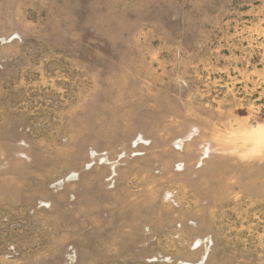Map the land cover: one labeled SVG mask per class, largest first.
<instances>
[{
    "label": "rangeland",
    "instance_id": "1",
    "mask_svg": "<svg viewBox=\"0 0 264 264\" xmlns=\"http://www.w3.org/2000/svg\"><path fill=\"white\" fill-rule=\"evenodd\" d=\"M0 264H264V0H0Z\"/></svg>",
    "mask_w": 264,
    "mask_h": 264
}]
</instances>
